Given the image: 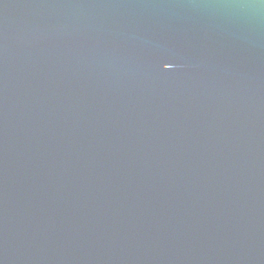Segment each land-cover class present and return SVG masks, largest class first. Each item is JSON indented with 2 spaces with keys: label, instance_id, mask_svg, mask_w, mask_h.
Wrapping results in <instances>:
<instances>
[{
  "label": "water",
  "instance_id": "95a60500",
  "mask_svg": "<svg viewBox=\"0 0 264 264\" xmlns=\"http://www.w3.org/2000/svg\"><path fill=\"white\" fill-rule=\"evenodd\" d=\"M0 264H264V10L0 0Z\"/></svg>",
  "mask_w": 264,
  "mask_h": 264
},
{
  "label": "snow or ice",
  "instance_id": "6c2138e0",
  "mask_svg": "<svg viewBox=\"0 0 264 264\" xmlns=\"http://www.w3.org/2000/svg\"><path fill=\"white\" fill-rule=\"evenodd\" d=\"M174 5L183 7H259L264 10V0H174ZM177 54L169 48H161L155 54V61L174 66L172 57Z\"/></svg>",
  "mask_w": 264,
  "mask_h": 264
}]
</instances>
